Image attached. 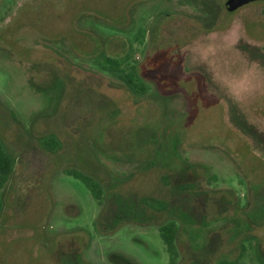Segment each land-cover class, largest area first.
Masks as SVG:
<instances>
[{
	"label": "rangeland",
	"instance_id": "374dc122",
	"mask_svg": "<svg viewBox=\"0 0 264 264\" xmlns=\"http://www.w3.org/2000/svg\"><path fill=\"white\" fill-rule=\"evenodd\" d=\"M225 2L0 0V264H264V2Z\"/></svg>",
	"mask_w": 264,
	"mask_h": 264
},
{
	"label": "trees",
	"instance_id": "16d2710c",
	"mask_svg": "<svg viewBox=\"0 0 264 264\" xmlns=\"http://www.w3.org/2000/svg\"><path fill=\"white\" fill-rule=\"evenodd\" d=\"M126 61V67L123 63ZM129 59L121 58L119 60H114L113 58H103L102 65L113 73L120 76L125 80L129 89L137 95L143 96L149 89V85L145 82L137 71L136 65H130ZM15 162L10 153L4 147L2 140L0 138V191L3 189L5 184L10 179L14 172ZM75 178L81 179L88 189L90 190L92 196L99 202L103 204L105 188L102 183L93 175L81 172L79 170H73L70 172ZM4 204L0 198V219L2 215ZM163 241L167 247L168 252L174 258L178 255L176 239L179 231V226L175 221L167 222L159 227ZM172 263L174 262L171 260ZM218 264H239L238 262H232L229 260H223Z\"/></svg>",
	"mask_w": 264,
	"mask_h": 264
},
{
	"label": "water",
	"instance_id": "95a60500",
	"mask_svg": "<svg viewBox=\"0 0 264 264\" xmlns=\"http://www.w3.org/2000/svg\"><path fill=\"white\" fill-rule=\"evenodd\" d=\"M256 0H226L225 6L228 12H234L240 7Z\"/></svg>",
	"mask_w": 264,
	"mask_h": 264
},
{
	"label": "flooded vegetation",
	"instance_id": "af4514ba",
	"mask_svg": "<svg viewBox=\"0 0 264 264\" xmlns=\"http://www.w3.org/2000/svg\"><path fill=\"white\" fill-rule=\"evenodd\" d=\"M256 1H260V2L263 1V2H264V0H256ZM252 2H255V1H252ZM250 3H251V2H250ZM246 5H248V4H246ZM244 6H245V5H244ZM242 7H243V6H242ZM240 8H241V7H240ZM240 8H239V9H240ZM237 10H238V9H237Z\"/></svg>",
	"mask_w": 264,
	"mask_h": 264
}]
</instances>
